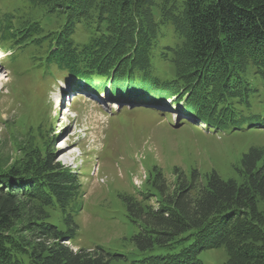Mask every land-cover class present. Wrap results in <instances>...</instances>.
Wrapping results in <instances>:
<instances>
[{
	"label": "trees",
	"instance_id": "1",
	"mask_svg": "<svg viewBox=\"0 0 264 264\" xmlns=\"http://www.w3.org/2000/svg\"><path fill=\"white\" fill-rule=\"evenodd\" d=\"M154 1L29 0L60 22L48 33L46 65L54 64L96 94L183 103L216 130L264 128V99L255 107L252 88L253 78L264 87V0H184L181 9L160 8L172 10L166 20L190 51L170 80L154 68L159 27ZM81 27L86 38L80 42ZM41 33L38 22L20 29L12 19L0 21L3 43L15 42L16 36L21 43H38ZM30 156L24 168L0 170V264H22L19 255L34 264H202V252L219 248L227 252L226 264H264V212L258 209L264 202L262 149L251 148L243 156L242 183L213 171L197 185L196 170L190 180L176 171L170 192L162 172H156L151 186L157 194L148 195L157 198V208L126 200L129 217L140 228L132 237L143 256L136 260L101 248L74 251L65 244L74 230L61 232L31 202L62 207L74 176L54 153L46 152L41 163L34 152ZM21 223L18 236L11 233ZM163 250L168 253H157Z\"/></svg>",
	"mask_w": 264,
	"mask_h": 264
},
{
	"label": "rangeland",
	"instance_id": "2",
	"mask_svg": "<svg viewBox=\"0 0 264 264\" xmlns=\"http://www.w3.org/2000/svg\"><path fill=\"white\" fill-rule=\"evenodd\" d=\"M154 3L159 24L154 68L170 80L179 61L189 60L183 38L166 20L170 11L183 7L184 0ZM163 7L172 10L163 13ZM8 19L20 29L38 22L40 37H44L38 43H21L17 36L15 42L0 40V170L24 168L33 158L30 152L39 163L46 152L56 155V162L74 176V184L66 189L67 201L62 207L57 202L45 206L32 201L31 205L61 232L74 230L72 240L65 242L74 251L101 248L129 260L141 259L132 242L140 228L129 217L126 200L157 208V198L148 195L157 194L151 186L156 172H162L170 192L176 171L190 180L196 170L201 178L197 185L205 184L213 171L226 181L242 183L243 156L251 148L264 150V128L216 130L174 100L152 103L125 95L111 98L75 84L54 64L46 65L48 33L59 27V21L29 0H0V21ZM76 36L77 41L85 40L82 27ZM252 80L254 106L259 108L264 87L261 80ZM258 209L264 212V202L258 203ZM70 213L75 215L70 218ZM21 227L22 223L11 233L18 234ZM18 258L22 264H34L27 255ZM199 260L226 264L228 256L225 248H219L202 252Z\"/></svg>",
	"mask_w": 264,
	"mask_h": 264
}]
</instances>
